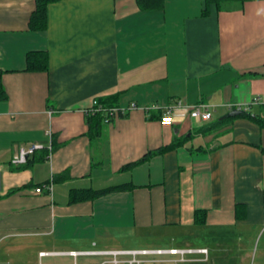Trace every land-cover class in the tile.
Returning <instances> with one entry per match:
<instances>
[{
	"label": "crops",
	"instance_id": "obj_1",
	"mask_svg": "<svg viewBox=\"0 0 264 264\" xmlns=\"http://www.w3.org/2000/svg\"><path fill=\"white\" fill-rule=\"evenodd\" d=\"M35 8L0 0V264L173 247L207 249L190 264H264V0H56L31 29ZM30 50L47 71L27 70ZM110 95L138 105L92 136L87 110ZM148 235L170 245L137 247Z\"/></svg>",
	"mask_w": 264,
	"mask_h": 264
},
{
	"label": "built area",
	"instance_id": "obj_2",
	"mask_svg": "<svg viewBox=\"0 0 264 264\" xmlns=\"http://www.w3.org/2000/svg\"><path fill=\"white\" fill-rule=\"evenodd\" d=\"M137 103L133 102L131 108L137 107ZM130 107L125 106H114L111 108H104L98 104V98L93 99L92 106L87 111H95L104 109L108 112L106 121L110 122L113 118L118 115L126 114ZM178 107L182 108L186 113H188L192 118L201 121H208L212 119L213 112L209 104L204 102H199L194 105L178 103ZM230 107L239 108L236 104H230ZM234 108V109H235ZM148 109V107L146 108ZM249 110V106L245 108ZM171 120L170 118H168ZM43 144L33 142L27 147H22L20 154L16 161L21 162L26 160L27 155L34 153L38 149H42ZM38 192L43 190L42 186L36 188ZM54 252L42 251L40 256L53 254ZM69 254L77 257L82 254H100L104 258L93 264H190L206 258L203 257H192L195 254H207V249L205 248H143L136 250H102V251H76L72 250L68 252ZM73 264H80L74 261ZM92 264V263H91Z\"/></svg>",
	"mask_w": 264,
	"mask_h": 264
},
{
	"label": "trees",
	"instance_id": "obj_3",
	"mask_svg": "<svg viewBox=\"0 0 264 264\" xmlns=\"http://www.w3.org/2000/svg\"><path fill=\"white\" fill-rule=\"evenodd\" d=\"M56 0H36V8L33 11L30 18V27L31 29H44L47 26V12L49 3ZM141 8H157L164 5V0H137ZM248 0H205L206 8L205 13L208 10L209 5L216 4L219 9H230L243 5V3ZM27 70L31 71H47L49 68V54L46 50H30L27 53ZM4 70L0 68V94L5 95V89L3 85V76ZM98 104L102 107L108 109L114 106H121L118 102L117 95H110L98 98ZM123 115V114H122ZM87 116L89 119V131L92 136L99 135L103 132V127L108 122L106 117L108 112L104 109L88 111ZM215 125H222V122H219ZM180 141L175 140L172 145L178 144ZM171 145V146H172ZM164 148H161L162 150ZM116 186H113L114 188ZM111 188H106L103 190H96L97 192H105ZM197 211V215H198ZM202 213V212H201ZM202 214H200L201 216ZM204 215V212H203ZM199 216V218H200Z\"/></svg>",
	"mask_w": 264,
	"mask_h": 264
},
{
	"label": "rangeland",
	"instance_id": "obj_4",
	"mask_svg": "<svg viewBox=\"0 0 264 264\" xmlns=\"http://www.w3.org/2000/svg\"><path fill=\"white\" fill-rule=\"evenodd\" d=\"M141 242L139 244H136L137 247H157V246H169L170 242L166 238H156L154 235L153 236H147L144 241L140 240ZM92 258V257H91ZM56 258H46V260H54Z\"/></svg>",
	"mask_w": 264,
	"mask_h": 264
},
{
	"label": "water",
	"instance_id": "obj_5",
	"mask_svg": "<svg viewBox=\"0 0 264 264\" xmlns=\"http://www.w3.org/2000/svg\"><path fill=\"white\" fill-rule=\"evenodd\" d=\"M245 112H246V110H244V109L235 108V109L230 110L226 114V116H235V115L243 114Z\"/></svg>",
	"mask_w": 264,
	"mask_h": 264
}]
</instances>
